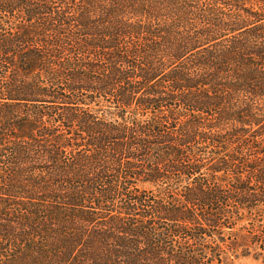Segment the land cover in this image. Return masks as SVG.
<instances>
[{
    "label": "trees",
    "instance_id": "obj_1",
    "mask_svg": "<svg viewBox=\"0 0 264 264\" xmlns=\"http://www.w3.org/2000/svg\"><path fill=\"white\" fill-rule=\"evenodd\" d=\"M264 264V0H0V264Z\"/></svg>",
    "mask_w": 264,
    "mask_h": 264
},
{
    "label": "rangeland",
    "instance_id": "obj_2",
    "mask_svg": "<svg viewBox=\"0 0 264 264\" xmlns=\"http://www.w3.org/2000/svg\"><path fill=\"white\" fill-rule=\"evenodd\" d=\"M234 264H262L261 261H256L252 257L237 260Z\"/></svg>",
    "mask_w": 264,
    "mask_h": 264
}]
</instances>
